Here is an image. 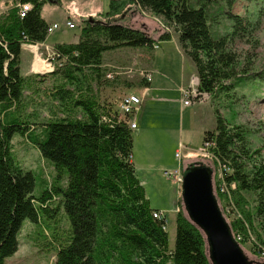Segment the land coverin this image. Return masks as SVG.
<instances>
[{
    "label": "trees",
    "instance_id": "trees-1",
    "mask_svg": "<svg viewBox=\"0 0 264 264\" xmlns=\"http://www.w3.org/2000/svg\"><path fill=\"white\" fill-rule=\"evenodd\" d=\"M238 1L221 0V14L232 25L216 36L201 0L197 4L195 0H111L108 11L81 20L77 43L56 45L53 70L41 75L22 73L23 46L47 40L50 25L42 16L43 8L62 6V0H32L33 9L23 19L15 7L0 15V264H7L18 251L26 221L39 223L43 212L61 209L50 206L55 198L73 227V234L59 243L55 264H211L205 236L188 220L183 202L181 206L182 192L175 247H170L167 219L154 215L162 211L151 207L132 162L131 118H121L117 105L102 100L104 90L146 89L152 79L138 73L140 79L130 82L123 76L128 68L107 67L105 59L108 53L129 48L153 50L176 34L196 66L200 94L216 101L231 99L232 90L263 97L264 74L243 67L232 49L235 41L254 45L253 22L232 13ZM131 6L144 19L163 23L159 38L125 23L123 16ZM34 95L51 99L48 119L43 115L45 102ZM212 108L216 128L205 133L203 143L213 144L209 159L214 168L206 166L214 176L215 169L218 173L215 196L219 205L224 201L230 208V214L222 212L226 219L233 217L227 221L241 246L254 235L260 252L257 242H264L256 219L264 226V160L260 150L249 148L245 128ZM34 114L46 122L34 124ZM16 134L33 143L57 170L67 172V187L53 184L40 198L34 197L35 178L12 153ZM220 168L231 198L219 191ZM251 198L255 207L250 206Z\"/></svg>",
    "mask_w": 264,
    "mask_h": 264
},
{
    "label": "rangeland",
    "instance_id": "rangeland-1",
    "mask_svg": "<svg viewBox=\"0 0 264 264\" xmlns=\"http://www.w3.org/2000/svg\"><path fill=\"white\" fill-rule=\"evenodd\" d=\"M197 1L199 0H195V3ZM22 2L25 1L0 0L1 12H4L3 14H7L13 9V7L18 9L19 5ZM29 2L27 3L33 6L32 0H29ZM64 3L66 8H68L73 14H78L80 10H87L90 8H92L93 10L94 6H102L104 10H108L110 0H64ZM195 3L193 2L194 5ZM221 3V0H201V4H205L209 10L211 16V27L216 36H222L230 31L232 25V22L229 21V19H225L223 17V14H221V10L224 9V6ZM3 4L5 5L4 7ZM46 5H48L47 7L52 6V9L56 7L54 5ZM232 13L234 15H239L246 20L252 21L254 26V45L248 42L235 41L234 45L232 46L233 51L239 55V62L243 67L249 68L252 72L264 74V0H240L234 5ZM158 21L159 20H154V22L160 29V27L164 25L161 21ZM74 34H76V36L79 38V27L74 31ZM129 51H132V49L129 48ZM30 52L32 54H29L33 56L32 61H30V68L27 65V69H31L29 72H33V67L36 64L37 52ZM54 52L55 50H53L51 57L53 56ZM106 57V60H110L111 54H107ZM124 58H127V56H125ZM128 58H131V56H128ZM125 61L127 62V60ZM129 66L131 65H126V68H128L126 74L128 75H126L125 77H128L130 82H135L140 79L138 73L140 75H142V73H148L143 69L132 66L129 68ZM37 70L38 72L40 71V69L38 68ZM110 73L112 72H108V77L111 75ZM197 77L198 76L191 77L190 88L187 90H182L183 96L185 93L198 95V81L195 82V84L192 83L193 80H198ZM135 88L137 87H134L132 89L122 88V92H116L114 93V95L111 90H104L102 93V100H106L107 102L112 101V103H114L115 99L116 101L113 105H120L123 97L130 94L136 95L133 92L136 91ZM230 94H232L231 96L233 99H225L223 97H220L217 101L215 99L211 100L207 94H204L206 95V97L203 99V101L206 100L212 107L213 105L214 107H217L220 111V114L228 122H231L233 125L243 126L247 133L249 148H251L253 151L260 150L261 157L264 160V96L255 97L254 95H250L247 90H232L230 91ZM34 96L39 101L45 102V106L42 108L44 109L43 115H46L45 117L46 119H48L51 116V112H49L48 108L51 103V99L49 97H45L44 99L41 95ZM213 101L215 102L213 103ZM31 120L34 124H41L46 122L44 117H39L36 114L31 116ZM166 138L169 143H172L175 137L173 134H171ZM203 139L204 135L202 133H184L182 139L183 143L194 150V153L191 155L185 151L186 149H183L185 145H178L180 142V137H178L177 145L178 148L181 147V150H179V152L181 154L183 164L179 165L178 161L176 160L175 168L172 170H168L167 172L171 173L178 170L179 168H182L184 171L185 168H187L190 164L197 161L203 162L205 165L214 168V165L208 156H206L204 153L200 155V152L205 149ZM140 144L142 149L144 150L145 141ZM152 146H154V143H152ZM11 148L13 156L17 163L21 167H23L25 171L31 172L35 178V190L33 193L34 197L40 198L42 195L52 189L53 184L57 186L67 187V172L65 170H57L54 164L51 161L44 159L36 146L33 143L27 141L26 138H23L22 135H14ZM178 166L180 167L178 168ZM214 171L217 175V170L215 169ZM139 176L141 177V180L145 181V185L143 186L145 188L146 195L151 207L154 209L159 208L165 214L168 222L170 247L174 248L177 233L176 215L178 209L180 208L179 202L181 201L182 192L181 183L176 182L173 177H167L164 171H159L157 169H154L153 171L140 172ZM215 176L214 189L216 192ZM50 202V206L52 208L61 207V209L57 211H50V213L43 212L40 217L39 223L33 224L30 221H26L24 223L23 228L19 234L18 251L12 257L6 260L7 264H55L59 243L64 242L73 234V227L63 205L60 206V201L56 200L55 198L54 201L51 200ZM220 206L222 210H225L226 214H229L228 207L226 206L224 201H221ZM250 206L255 207L254 198L250 199ZM228 216L230 217L232 215ZM232 218L233 217L227 219L230 222ZM256 221H258L256 223L257 229L260 232L264 242V226H262V222L261 220L259 221L258 218L256 219ZM27 225H31L32 227ZM44 233L53 238H48ZM255 242L256 237L253 235L251 241L243 247L244 251L248 255V257L252 261H254L255 264H264V244H260L259 242H257L260 245L259 252L257 248L255 249Z\"/></svg>",
    "mask_w": 264,
    "mask_h": 264
},
{
    "label": "crops",
    "instance_id": "crops-1",
    "mask_svg": "<svg viewBox=\"0 0 264 264\" xmlns=\"http://www.w3.org/2000/svg\"><path fill=\"white\" fill-rule=\"evenodd\" d=\"M47 6L43 8L42 12L44 20L50 26L56 23L59 24L60 29L50 34L44 43L38 44L37 50L23 47L21 70L25 75L38 72L36 68L38 59H43L42 65L47 68L46 71L39 72L42 74L49 73L47 71L54 67L50 60L56 45L77 43L79 38L74 34V31L79 27L81 20L92 16L95 17L108 11L107 9L104 10L102 6H94L93 10L90 8L80 10L78 14H73L66 8L64 0H62V6L54 5L56 7L53 9L52 6ZM131 7L132 9L130 8L123 16L125 23L140 27L147 31L150 36L154 35L155 38H159L158 31L160 29L158 25L148 20L149 18L144 19L134 6ZM3 13L0 8V15ZM68 22L74 23L76 29H69L67 27ZM29 50L37 52L36 64L33 67L36 72H29L31 69H27V65L30 68V61H32L33 56L30 55L32 53ZM113 53H108L111 54L110 60H106L107 57L105 59L107 67L126 68V65H131L152 73V81L146 89L137 87L135 88L136 91H133L134 94L141 96L142 103L135 115L137 127L133 130L134 150L132 162L135 165L138 178L142 185H145V181L141 180L139 176L140 172L157 169L165 173L175 168L176 154L181 150L178 145H185L183 149H186L185 151L188 154L192 155L194 153L192 148L183 143L184 133H202L205 136L206 132L214 131L216 128L214 110L206 100H193L190 105H184L185 98L182 90L190 88V79L197 76V69L193 61L183 51L176 34H173L168 41L155 44L153 50L142 48L136 49V51L123 50ZM125 56L127 58H124ZM128 56H131V58H128ZM107 90H111L113 95L116 92H122V88ZM115 101L114 99V103ZM108 103L114 104L112 101ZM171 134L175 138L172 143H169L166 137ZM178 137H180L179 144L177 142ZM143 141H145L144 150L140 144ZM152 143H154V146H152ZM178 163L180 165V162ZM156 209L161 211L159 208Z\"/></svg>",
    "mask_w": 264,
    "mask_h": 264
},
{
    "label": "water",
    "instance_id": "water-1",
    "mask_svg": "<svg viewBox=\"0 0 264 264\" xmlns=\"http://www.w3.org/2000/svg\"><path fill=\"white\" fill-rule=\"evenodd\" d=\"M182 202L188 220L205 236L211 264H255L237 241L222 212L215 196L214 172L210 167L192 163L184 170Z\"/></svg>",
    "mask_w": 264,
    "mask_h": 264
},
{
    "label": "built area",
    "instance_id": "built-area-1",
    "mask_svg": "<svg viewBox=\"0 0 264 264\" xmlns=\"http://www.w3.org/2000/svg\"><path fill=\"white\" fill-rule=\"evenodd\" d=\"M25 2H22L20 5H19V15L20 17L23 19L25 17H27V14L33 9V6H31V4H29V0H24ZM29 2V3H27ZM68 27L70 29H75V24L74 23H67ZM60 29V25L59 24H54L52 26L49 27L48 29V34H52L53 32L57 31ZM38 45V44H37ZM37 45H24L23 47L24 48H27V49H38L37 48ZM56 56V53L54 52L53 56L51 57V61L53 59V57ZM142 75L144 77H146L149 81H151L152 79V73H142ZM112 74L109 76V78H112ZM196 82V79L192 81L193 84H195ZM203 94H200L198 92V95L197 94H187L185 93L184 94V98H185V101H184V105L185 106H188L192 103L193 100H197L198 98H200V101H203V99L206 97V95H203ZM141 104V97L138 96V95H133V94H130V95H127L125 96L120 105H119V111L121 112V118L125 117V116H130V126L132 128V130L136 129V124H135V115L139 109V106ZM212 143H206L204 144L205 146V149L202 150V152H200V155H202L203 153L208 156L209 158L212 157V154H211V147H212ZM208 150V151H206ZM176 159L178 162H180V165H182V157H181V154L180 152L178 151L177 154H176ZM183 169L182 168H179L178 170L174 171V172H165V175L167 177H173L175 179L176 182H180L181 183V186H182V183H183ZM219 178L221 179V185H220V192H222L223 194L225 195H228V198H231V193L229 191V188L227 187V185L225 184L224 182V179H223V170L220 168V176ZM233 188H235V185H232ZM233 205V204H232ZM230 208L228 207V213L230 214ZM155 215H157V217H159V219H162L165 214L163 212H155L154 213ZM240 240V238H239ZM264 254V253H263Z\"/></svg>",
    "mask_w": 264,
    "mask_h": 264
},
{
    "label": "bare ground",
    "instance_id": "bare-ground-1",
    "mask_svg": "<svg viewBox=\"0 0 264 264\" xmlns=\"http://www.w3.org/2000/svg\"><path fill=\"white\" fill-rule=\"evenodd\" d=\"M162 28H163V26H161ZM43 64V60H41V59H38L37 60V68L38 69H40V71L42 72V71H46V67L44 66V65H42ZM38 71V70H37ZM155 215V214H154ZM156 216V218H159V217H157V215H155Z\"/></svg>",
    "mask_w": 264,
    "mask_h": 264
}]
</instances>
